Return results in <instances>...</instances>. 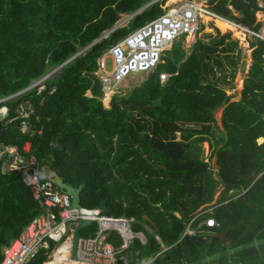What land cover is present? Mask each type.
Returning a JSON list of instances; mask_svg holds the SVG:
<instances>
[{"label":"trees","instance_id":"16d2710c","mask_svg":"<svg viewBox=\"0 0 264 264\" xmlns=\"http://www.w3.org/2000/svg\"><path fill=\"white\" fill-rule=\"evenodd\" d=\"M150 1L0 0V100L26 90L0 104L9 108L0 120V152L9 146L22 149L30 141L43 181L58 174L71 186L85 185L84 208L97 209L107 201V216L134 219V232L147 241L136 237L122 251L126 264H264V143L259 144L264 138V42H250L254 62L238 102L223 87L230 75L235 79L242 61L239 41L231 34L212 44L197 41L192 54L183 47L186 37L178 40L142 85L116 93L109 108L93 94L91 74L99 71L111 39L119 43L164 15L167 0L109 38L103 36L122 15ZM262 4L208 0L215 14L256 30L263 27L258 21ZM53 71L42 84L45 89L34 87ZM163 73L172 75L165 83ZM28 105L32 113L25 133L22 107L28 110ZM222 108L223 130L216 118ZM204 143H210L219 168L202 158ZM6 161L0 159V264L4 249L43 211L22 175L4 171ZM236 189L239 194L228 198ZM219 192L220 200L206 208ZM206 213L217 225L203 230L217 236L185 235L192 221L194 229L200 228ZM145 215L160 233L147 228L154 230ZM98 231L95 223L83 237ZM108 242L118 249L124 244L118 232ZM45 262L39 257L31 264Z\"/></svg>","mask_w":264,"mask_h":264},{"label":"built area","instance_id":"2783aa9c","mask_svg":"<svg viewBox=\"0 0 264 264\" xmlns=\"http://www.w3.org/2000/svg\"><path fill=\"white\" fill-rule=\"evenodd\" d=\"M163 1L155 0L149 7ZM163 9L166 10L164 15L135 30L119 43H114L99 59V71L96 74L101 80L104 92L112 94V98L132 76L155 72L162 64L165 52L172 49L178 40L185 36L197 35L203 25V16H208L214 21L224 20L209 7L201 6L194 0H185L181 6H170L169 9L163 6ZM129 18L121 20L119 28H123ZM233 24L246 40L264 42V26L256 30ZM116 30L106 32L103 39L109 38ZM109 59L112 61L113 70L108 68ZM170 77L171 75L167 73L161 74V82H167ZM44 81L37 82L34 87L41 85L43 90ZM22 112L24 118L22 130L26 133L29 131L28 120L32 106L28 105V110L22 107ZM3 158L7 160L4 171L18 172L22 175L23 182L30 188L35 201L43 211L16 242L4 249L1 264H31L39 257L47 258V263L54 261L52 253L55 248L52 247V243H55L56 247V244L66 241L67 238H73L74 227L82 221L98 223L99 231L96 236L81 239L78 260L75 261L77 264H126L125 258L120 255L138 237L132 227L134 219L110 217L104 215L101 209L74 208L70 195L51 179L47 181L41 179L40 166L33 154V145L30 141L25 144L22 151L17 147H4L0 152V159ZM210 224L208 227H216V220L212 219ZM112 232H118L122 237L124 244L121 249L108 242ZM187 234H195L194 221L188 226L185 235ZM68 259L73 261L71 254Z\"/></svg>","mask_w":264,"mask_h":264},{"label":"rangeland","instance_id":"374dc122","mask_svg":"<svg viewBox=\"0 0 264 264\" xmlns=\"http://www.w3.org/2000/svg\"><path fill=\"white\" fill-rule=\"evenodd\" d=\"M184 1L185 0H167L165 2V6L164 7H167L168 9L170 8V6L179 7V6H181L184 3ZM194 1L197 2L199 5L204 6L206 8L209 7L208 0H194ZM262 5L264 6V4H262ZM204 18L206 19V18H210V17L203 16V18H202V24H203L202 32L199 33V35H190V36H193V39H190V36H187L185 39H183V47L189 54H192L193 47H194V45L196 44L197 41H203V42H205L207 44H212L213 42L217 41L218 38H221L222 36L227 35V34H231L232 38L234 40L239 41V48L243 51V53H242V61H241L240 67H239V71L237 72L235 79H233L231 77V75H230L229 79H228V83L227 84H223V87L227 90L228 95L233 97L232 101L233 102H238V101H240L242 99V94H243V90H244V82H245L246 78L248 77V74H249L250 69H251V67L253 65V62H254V60H253V50L251 49L250 41L245 39V37L243 36L242 32H240V31H238V33L235 32V31L223 32L219 27H217V25L215 23V21H217V20L214 21V20H212L210 18L211 19L210 21H205ZM258 21L262 22L263 26H264V14H262V13L258 14ZM108 68H109V70H113L112 61L110 59L108 60ZM148 76L149 75H147V74H140V75L132 76L130 79H128L126 81L124 86L119 88L121 90L119 92H117V93H126V92L128 93L129 91L133 90L134 88L142 85L143 82L148 79ZM240 83H243L241 89L238 88ZM101 91H102L101 96H99V95L98 96L105 99V101L103 100V102L105 104H108L109 106L107 108H109L110 107V103H111L110 100L112 99V94H108V93L105 94L103 92L104 90L102 89V87H101ZM91 95H92V93H91ZM0 104H4V103H0ZM223 114H224V108L220 109L216 113V118H217V123H218L217 126L221 130H223V128H224V125H223ZM6 116H7V113L5 112V108L4 107L0 108V119L5 118ZM217 132H219V130H217ZM180 137L181 136L178 134V140H180ZM263 143H264V139H263V142L259 141V144H263ZM211 156H212V148H211L210 143H204L202 158L206 162H209V161L212 160ZM217 163H218L217 159H213L212 160V164H213L214 168H219V165ZM217 171L218 170L215 169V172H217ZM220 196H221V192H219L218 195L216 196V201L214 203H212L211 205L206 206V208H209L210 206H214V204L217 203L220 200V198H221ZM203 208H205V207H203ZM100 209L102 210V208H100ZM209 212L211 213V209H210ZM103 213H105V212L103 211ZM207 214L208 213L204 214V220L205 221H204V225H202L201 228H200L201 230H203V227H205V225L206 226L211 225L210 221L213 218H211V217L208 218ZM92 224L94 225L95 223H92ZM75 228H76V226L74 227V229ZM187 235H190V234H187ZM138 236H140V234H138ZM73 239L74 238H69V239L67 238L66 241L61 242L59 244H56L57 246L55 247V249H54V251L52 253L54 259L56 257V254L58 253V251L62 247H65V246L69 247L68 248L69 255L71 254V257H72ZM16 241L17 240H15L14 242H16ZM68 260H71V259H68ZM72 260H73V257H72ZM47 262H48V259H47ZM47 262H45V264Z\"/></svg>","mask_w":264,"mask_h":264},{"label":"water","instance_id":"95a60500","mask_svg":"<svg viewBox=\"0 0 264 264\" xmlns=\"http://www.w3.org/2000/svg\"><path fill=\"white\" fill-rule=\"evenodd\" d=\"M145 8H146V6L142 7L138 12H142ZM114 30H116V28H114L112 31H114ZM110 44H111V46L114 45V39L113 38L111 39ZM91 78L94 81V85L92 88L93 94L95 96L96 95L101 96L102 84H101V80H100L99 76L97 74H91ZM0 129H1V124H0ZM1 135H2V132L0 130V138H1ZM218 164H219V166H221L220 162ZM51 180L55 184H57L61 190L65 191L68 195H70L73 198L72 199V206L74 208L80 209L83 207V205H82V193L85 189V185H82L79 188L71 186V185L67 184L64 181V179L61 176H59L58 174H54L51 177ZM239 192H240L239 189L233 190L231 193L228 194V198H233L234 196L239 194ZM101 208L105 213H108L107 201L103 202V204L101 205ZM144 218L153 225V227L155 228L157 233L161 232L160 229L158 228L157 224L149 216L145 215ZM92 225L93 224L91 222L83 221V222H80L78 227L76 228V230L74 232V237H73L74 238L73 239V250H72L73 260H75V261L78 260L80 240L82 239V231L88 227H91ZM196 235L201 236V237H205V238L217 236L216 233L210 232V231L198 232ZM223 238H224V243H226V240H228V236L224 235Z\"/></svg>","mask_w":264,"mask_h":264},{"label":"bare ground","instance_id":"6f19581e","mask_svg":"<svg viewBox=\"0 0 264 264\" xmlns=\"http://www.w3.org/2000/svg\"><path fill=\"white\" fill-rule=\"evenodd\" d=\"M205 19V18H204ZM211 19L210 18H206L205 21H210ZM206 23V22H205ZM217 27H219L223 32H227V31H235L238 33L237 31V28L236 26L226 20V19H218L217 21H215ZM240 34V33H239ZM190 39H193V36H190ZM242 84L243 83H240L239 87L238 88H242ZM103 89V87H102ZM104 90V89H103ZM104 92V91H103ZM105 93V92H104ZM106 94V93H105ZM240 95V94H239ZM263 139L264 138H261L259 141L260 142H263ZM11 173V172H10ZM232 199V198H231ZM160 205V204H159ZM149 224V223H148ZM200 224V223H199ZM160 228V227H159ZM26 229V228H25ZM70 245V244H69ZM68 246H65V247H62L58 253L56 254V257L54 259V261L50 262V263H47V264H77L75 261H71V260H68V256H69V250H68ZM3 261V260H2Z\"/></svg>","mask_w":264,"mask_h":264},{"label":"clouds","instance_id":"9594fccd","mask_svg":"<svg viewBox=\"0 0 264 264\" xmlns=\"http://www.w3.org/2000/svg\"><path fill=\"white\" fill-rule=\"evenodd\" d=\"M153 1H155V0H152V1L148 2L146 5H144V6H146V8H145L142 12H144L146 9H148V8H149V4L152 3ZM163 2H164V1H163ZM144 6H143V7H144ZM137 12H138V11H137ZM137 12H135V13H133V14H131V15H124L123 17H121V20H123V18H127V17H130V18H132V17H136L137 15H139V14L142 13V12H138V13H137ZM130 18H129V19H130ZM129 19H128V20H129ZM121 20H120V21H121ZM120 21L117 23V25H116L114 28H117V27H118ZM114 28H113V29H114ZM113 29H112V30H113ZM185 37H187V36H185ZM170 50H171V49H170ZM170 50H168V51H170ZM83 52H85V50L82 51L80 54L76 55L74 58L78 57V56L81 55ZM166 52H167V51H166ZM166 52H165V53H166ZM164 56H165V54H164ZM74 58H73V59H74ZM69 62H70V61H69ZM162 63H164V57H163V62H162ZM160 65H161V64H160ZM160 65H159V66H160ZM56 71H57V70H56ZM52 73H54V71H53ZM52 73H51V74H52ZM167 74H169V73H167ZM169 75H170V74H169ZM134 76H135V75H134ZM171 76H172V75H171ZM49 78H50V76H47V77L44 78V80L46 81V80L49 79ZM41 81H42V80H41ZM45 81H44V82H45ZM44 82H43V83H44ZM39 87H40V90H41V87H42V86L40 85ZM44 87H45V86H44ZM44 89H45V88H44ZM27 90H29V89H27ZM25 91H26V90H24V91H22V92H20V93H18V94H16V95H14V96H12V97L9 98V99H3V100H0V103H6L7 101H10V100L13 99L14 97H16V96H18V95H20V94H22V93H25ZM41 91H42V90H41ZM3 107L5 108V112L7 113V116H6L5 118H3V119H0V120H4V119H6V118L8 117V114H9V108H8V106L5 105V106H3ZM1 108H2V107H1ZM9 147H16V146H9ZM17 148H18V147H17ZM23 148H24V147H23ZM23 148L20 149V150L22 151ZM33 154H34V153H33ZM34 156H35V155H34ZM35 157H36V156H35ZM38 163H39V162H38ZM5 172H6V171H5ZM7 172H10V171H7Z\"/></svg>","mask_w":264,"mask_h":264},{"label":"crops","instance_id":"0c3cea01","mask_svg":"<svg viewBox=\"0 0 264 264\" xmlns=\"http://www.w3.org/2000/svg\"><path fill=\"white\" fill-rule=\"evenodd\" d=\"M123 16H124V15H122L121 17H123ZM133 18H135V17L130 18V19L126 22V24H125L124 27L128 26V25L130 24V22L133 20ZM123 19L125 20V19H127V18H123ZM117 28H119V25H118ZM52 176H53V175H50L48 178L51 179ZM100 208H101V207H99V208H97V209H100ZM103 214L106 215L107 213H103ZM178 216L180 217L179 214H178ZM202 216H203V214H201L200 217H202ZM198 218H199V217H198ZM200 219H201V218H200ZM202 219H203L202 222L199 224V227H200V228H201L202 225H204V221H205V220H204V216L202 217ZM191 223H192V222H191ZM98 225H99V224H98ZM189 225H190V224H189ZM189 225H188V226H189ZM205 226H206V225H205ZM77 227H78V226H76V228H77ZM199 227H198V228H199ZM76 228H75V230H76ZM147 228H148L150 231H156L154 227H153L154 230L150 229L148 226H147ZM200 228L197 229V230L194 229V231H195V234H194V235H196L198 232H205L204 230H201ZM86 229H87V228H86ZM187 229H188V228H187ZM203 229H204V227H203ZM83 231H84V230H83ZM83 231H82V238H84V237H83ZM74 232H75V231H74ZM141 235H142V236H141ZM73 237H74V233H73ZM138 237H139L144 243H146L147 239H146L145 234L142 233V234H140V236H138ZM73 261H75V260H73ZM76 261H77V260H76Z\"/></svg>","mask_w":264,"mask_h":264}]
</instances>
